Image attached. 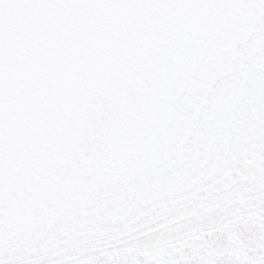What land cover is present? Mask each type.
<instances>
[{
	"label": "snow or ice",
	"instance_id": "1",
	"mask_svg": "<svg viewBox=\"0 0 264 264\" xmlns=\"http://www.w3.org/2000/svg\"><path fill=\"white\" fill-rule=\"evenodd\" d=\"M0 264H264V0H0Z\"/></svg>",
	"mask_w": 264,
	"mask_h": 264
}]
</instances>
